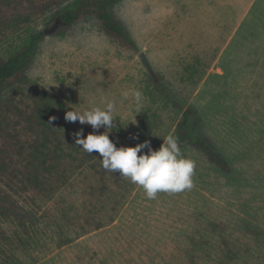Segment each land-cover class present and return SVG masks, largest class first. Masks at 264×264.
Instances as JSON below:
<instances>
[{"label": "rangeland", "instance_id": "obj_1", "mask_svg": "<svg viewBox=\"0 0 264 264\" xmlns=\"http://www.w3.org/2000/svg\"><path fill=\"white\" fill-rule=\"evenodd\" d=\"M115 10L136 50L107 37L95 18L38 42L25 76L0 92V159L36 153L42 134L25 130L21 114L38 120L43 112L52 124L54 96L79 112L113 102L108 131L117 148L130 146L145 117L152 138L163 141L192 107L198 136L212 140L232 172L187 146L182 155L195 162L190 189L149 200L137 185L127 194L111 185L115 205L91 199L87 167L41 197L22 165H12L15 176L0 174V205L19 213H0V264H264V0H122ZM55 16L60 22L49 11L0 36V58L52 29ZM133 90L143 94L139 107L123 97ZM65 114L54 124L76 147L74 133H88ZM87 219L105 227L82 236Z\"/></svg>", "mask_w": 264, "mask_h": 264}, {"label": "trees", "instance_id": "obj_2", "mask_svg": "<svg viewBox=\"0 0 264 264\" xmlns=\"http://www.w3.org/2000/svg\"><path fill=\"white\" fill-rule=\"evenodd\" d=\"M70 1L72 0H0V36H5L10 31H18L32 23L37 16L53 11L58 14L62 23L56 32L57 35L67 34L73 26L95 18L101 24L107 37L126 49L136 50L124 22L118 17L115 10V6L122 0H79L72 8L61 12L60 8ZM57 20V16L53 17L50 25H54ZM44 37L45 33L43 32L36 38L34 37L24 49L11 58L7 60L0 58V92L8 89L25 76L36 54L38 42H41ZM63 111L71 110L53 96V125L46 121L43 112L38 114V120L21 114V117L25 119L23 128L30 133L38 130L42 134L41 139L33 146L36 151L33 155H5L10 161L5 156L1 157L0 174L8 173V170L9 174L15 176V170L19 169L12 165H22V174L27 175V180L36 192L41 197H51L63 187L70 185L69 175L72 170L83 171L87 167L90 171V179H92L89 191L91 199L106 201L110 197L117 205L119 199H115L114 192L110 190L111 185L125 189L123 191L127 194L134 189L135 184L120 177L118 173L106 171L101 165L102 157L98 153L89 154L80 147H75L73 141L68 139L67 134L55 127L54 123L58 114ZM152 126L153 122L150 119L143 118L138 126L137 136L128 147H135L147 140L150 141L154 150H158L163 141L152 138L150 132ZM200 126L201 119L198 111L191 107L189 112L184 113L183 119L177 124L171 135L178 140L181 152L185 147L190 146L202 152L207 161L218 167L223 173L230 174L232 172L230 163L218 152L212 140L208 137L198 136ZM89 128L90 126L85 125L84 129L88 134L93 133ZM72 150L77 155H74ZM145 152L147 149H144L141 154ZM8 198L11 200L10 196ZM3 204L0 205L1 214L18 215L19 212L14 207ZM101 209L107 210V206L102 205ZM109 222L113 223L114 219L111 218ZM105 224L104 220L92 222L87 219L84 222L82 236L93 230L102 229Z\"/></svg>", "mask_w": 264, "mask_h": 264}, {"label": "clouds", "instance_id": "obj_3", "mask_svg": "<svg viewBox=\"0 0 264 264\" xmlns=\"http://www.w3.org/2000/svg\"><path fill=\"white\" fill-rule=\"evenodd\" d=\"M131 95L137 106L142 102L143 94L139 90L124 92L127 99ZM115 104L107 102L106 107H93L79 112L67 111L65 120L90 125L94 130L105 127L103 134L90 133L84 137L83 129L74 133L76 146L92 154L98 153L102 167L109 172L118 173L120 177L143 189L147 199L157 198L160 192H181L192 187V175L195 162L182 155L178 140L171 134L163 139L158 150L151 147L150 141L137 144L135 147H120L109 139V129L114 127L113 112ZM54 119V118H53ZM144 149L147 152L141 154Z\"/></svg>", "mask_w": 264, "mask_h": 264}, {"label": "water", "instance_id": "obj_4", "mask_svg": "<svg viewBox=\"0 0 264 264\" xmlns=\"http://www.w3.org/2000/svg\"><path fill=\"white\" fill-rule=\"evenodd\" d=\"M55 22H56V23H55V25L53 26L52 29L45 30V34H46V35L53 34V33H55V32L58 30V28L60 27V22H59V20H57V21H55ZM139 58L141 59L142 63H143L144 66L147 68V70H148L151 74H153L152 66H151L149 60L147 59L146 54H145L144 52H141V53L139 54Z\"/></svg>", "mask_w": 264, "mask_h": 264}]
</instances>
